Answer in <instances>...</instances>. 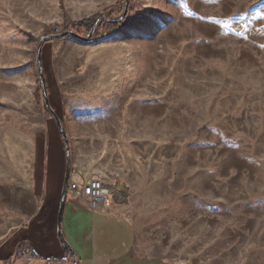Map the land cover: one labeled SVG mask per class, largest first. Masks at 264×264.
I'll return each mask as SVG.
<instances>
[{
  "label": "rangeland",
  "instance_id": "rangeland-1",
  "mask_svg": "<svg viewBox=\"0 0 264 264\" xmlns=\"http://www.w3.org/2000/svg\"><path fill=\"white\" fill-rule=\"evenodd\" d=\"M124 4L0 0V264H29L12 238L66 175L38 44ZM106 23L43 47L69 185L101 181L141 256L264 264V0H130Z\"/></svg>",
  "mask_w": 264,
  "mask_h": 264
},
{
  "label": "crops",
  "instance_id": "crops-1",
  "mask_svg": "<svg viewBox=\"0 0 264 264\" xmlns=\"http://www.w3.org/2000/svg\"><path fill=\"white\" fill-rule=\"evenodd\" d=\"M43 184L41 182L38 187L40 206L37 213L26 226L18 229L11 242L17 246L28 241L35 254L43 259H30L27 255L29 264H47L46 260L73 264L72 257L67 255L57 234L64 181L54 183L56 185L51 191L50 200L44 198ZM43 210L49 215L44 229L35 224ZM63 232L75 252L77 264H167L163 260L139 255L132 225L121 216L113 214L107 205L98 210L92 209L81 193H68Z\"/></svg>",
  "mask_w": 264,
  "mask_h": 264
},
{
  "label": "water",
  "instance_id": "water-1",
  "mask_svg": "<svg viewBox=\"0 0 264 264\" xmlns=\"http://www.w3.org/2000/svg\"><path fill=\"white\" fill-rule=\"evenodd\" d=\"M129 6H130V0H125L123 13H122L120 18L113 19V20H106L104 18H101L97 22V24L93 27V29L88 34V36H86V37L80 36L73 31H66V32H63L60 34L44 36L43 38H41V40L38 44L37 51H36V65H37V69H38L39 80H40V85H41V89H42L45 108L49 112V114L52 116L54 121L56 122L58 129H59V132L61 134V137H62L64 144H65L66 175H65V179H64V186H63V190H62L60 208H59V213H58L57 234H58L59 240L62 243L63 247L71 255V257L73 259V264H77L76 255H75V252L73 251V249L71 248V246L69 245V243L67 242L65 235H64V232H63L64 214H65V207H66V202H67L68 188H69V181H70V174H71L70 146H69V142H68V135H67L66 129H65L61 119L59 118V116L57 115V113L54 111V109L52 108V106L50 104L49 93H48V88H47V84H46V78L44 75L43 63H42L43 47L46 43L61 40V39L68 38V37L75 38V39L82 41V42H91L93 40L95 34H96L97 28L99 27V25L102 22L105 21L109 24H112L115 22H121L124 19H126L127 15H128Z\"/></svg>",
  "mask_w": 264,
  "mask_h": 264
},
{
  "label": "trees",
  "instance_id": "trees-1",
  "mask_svg": "<svg viewBox=\"0 0 264 264\" xmlns=\"http://www.w3.org/2000/svg\"><path fill=\"white\" fill-rule=\"evenodd\" d=\"M98 19L99 18L94 17V18H91L89 20L82 21V22L76 24L75 26H73V29L71 31H73L76 34L81 36L83 31L87 30L88 32H90L91 29L93 28V26L96 24ZM123 21L115 22L112 24L106 23V24H108V26H107L108 28H107L106 32L107 31L115 32L122 25ZM27 255L30 256V259L43 260L37 254H35L31 245L29 244V242L25 241V242H22L16 246V253L13 255V260H14L13 262L14 263L19 262L22 258H24ZM67 255L71 256L68 252H67ZM46 262H47V264H58L56 260H46ZM8 264H10V263H8ZM60 264H64V262H61Z\"/></svg>",
  "mask_w": 264,
  "mask_h": 264
},
{
  "label": "built area",
  "instance_id": "built-area-1",
  "mask_svg": "<svg viewBox=\"0 0 264 264\" xmlns=\"http://www.w3.org/2000/svg\"><path fill=\"white\" fill-rule=\"evenodd\" d=\"M105 190V185L99 180H92L84 185L71 183L68 188L70 194L81 193L94 210L108 205L109 200L106 197Z\"/></svg>",
  "mask_w": 264,
  "mask_h": 264
}]
</instances>
